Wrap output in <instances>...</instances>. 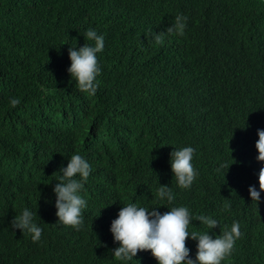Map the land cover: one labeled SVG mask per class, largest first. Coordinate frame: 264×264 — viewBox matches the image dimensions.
<instances>
[{
	"label": "trees",
	"instance_id": "obj_1",
	"mask_svg": "<svg viewBox=\"0 0 264 264\" xmlns=\"http://www.w3.org/2000/svg\"><path fill=\"white\" fill-rule=\"evenodd\" d=\"M181 13L185 36L157 45L153 34ZM89 28L105 36L95 96L68 73V49L92 44ZM258 129L264 0H0V264H120L110 227L128 202L239 221L222 264H264V193L257 204L248 191L264 166ZM184 146L196 149L199 175L181 190L169 161ZM76 153L92 165L80 230L57 224L53 192ZM160 184L172 186L173 204L157 198ZM24 208L44 229L38 242L11 227ZM196 243L186 241L193 258ZM129 264L158 261L141 251Z\"/></svg>",
	"mask_w": 264,
	"mask_h": 264
},
{
	"label": "clouds",
	"instance_id": "obj_2",
	"mask_svg": "<svg viewBox=\"0 0 264 264\" xmlns=\"http://www.w3.org/2000/svg\"><path fill=\"white\" fill-rule=\"evenodd\" d=\"M188 18L182 13L176 15L174 22L165 33L153 34L157 45L164 43L165 36L183 37L186 34ZM86 41L82 47L70 46L68 49L71 65L68 68L75 87L82 93L95 96L99 88L97 77L101 73L98 54L105 48V36L95 29L89 28L84 34ZM18 98H11L12 106L19 104ZM259 139L256 142L258 150L257 162L264 164V129H258ZM196 149L192 146L174 148L170 153V166L175 185L181 189H190L199 173L194 167ZM221 163L217 171L226 167ZM92 165L85 156L76 153L68 159L66 167L59 171L60 176L53 188L55 194L57 224L71 226L80 230L84 224L83 211L88 207L85 198V185L91 175ZM259 189L249 186L252 202L261 203L264 193V166L258 173ZM156 196L160 201L173 204L176 197L172 186L159 185ZM160 207L149 209L139 202H128L119 210L118 217L111 222L110 231L118 247L111 250L112 257L120 264H129L137 257L138 252L150 251L158 264H222L226 257L232 254L236 241L242 235L239 221H233L228 226L221 223L215 215L199 214L193 216L186 206H174L161 213ZM222 211H230V205H224ZM31 209L24 208L12 220L11 227L31 236L33 242H38L44 229L36 222ZM199 221L200 226L207 231H189L192 221ZM194 228L196 226L193 225ZM219 227L220 233L214 230ZM191 238L196 243V253L193 258L186 241Z\"/></svg>",
	"mask_w": 264,
	"mask_h": 264
}]
</instances>
